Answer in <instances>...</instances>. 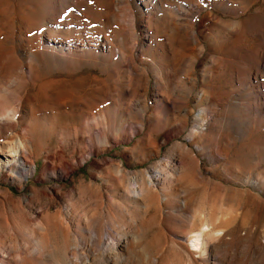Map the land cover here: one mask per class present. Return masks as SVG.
<instances>
[{
	"label": "rangeland",
	"instance_id": "374dc122",
	"mask_svg": "<svg viewBox=\"0 0 264 264\" xmlns=\"http://www.w3.org/2000/svg\"><path fill=\"white\" fill-rule=\"evenodd\" d=\"M40 1L0 0V142L10 146L13 139L27 141L31 159L44 150L34 176L20 178L5 167L0 190L19 198L30 196L33 189L64 187L65 195L57 196L52 212L69 205L78 223L81 217L94 216L96 198L89 192L99 187L105 210L112 211L113 198L126 211L114 226H106V232L121 230L135 242L136 219L144 218L151 228L139 246L149 247L159 264L188 263L190 252L166 236L176 230L165 219L168 210L156 198L149 203L125 199L124 188L119 189L123 172L141 175L161 164L165 179L160 188L167 199L189 193L192 215L201 214L203 223H221L217 225L236 236L256 229L254 245L264 231V204H253L255 195L264 199V0H167L164 10L151 14L139 8L137 0H129L143 14L136 13L137 26L131 33L130 17H123L119 36L113 34L118 29L113 14L124 5L118 0H47L54 9L61 4L54 13L57 24L87 25L78 36L89 41L86 48L73 44L75 33L66 32V27L50 26L47 31L38 23L45 15ZM83 3L100 8L104 30L93 23L91 9L75 12ZM181 3L188 14L181 16L178 26L173 6ZM186 20L194 25L198 43ZM108 33L126 56L133 51L134 71L128 72L125 60L96 50L95 37ZM13 111L16 114L9 116ZM200 111L202 122L197 120ZM97 124L108 127L98 130ZM86 147L96 154H87L85 160L73 154ZM184 148L196 155L205 175L220 187L206 180L195 186L174 175L186 159ZM214 149L221 163L229 160L226 173L224 165L211 159ZM210 170L214 173L206 172ZM237 172L259 180L260 187L246 184ZM170 175L174 176L165 177ZM80 181L92 189L86 190ZM225 220L234 221L227 225ZM37 226L23 225L29 236L18 237L19 245L31 243L39 233ZM241 251L238 246L223 249L218 264H264V258Z\"/></svg>",
	"mask_w": 264,
	"mask_h": 264
},
{
	"label": "bare ground",
	"instance_id": "6f19581e",
	"mask_svg": "<svg viewBox=\"0 0 264 264\" xmlns=\"http://www.w3.org/2000/svg\"><path fill=\"white\" fill-rule=\"evenodd\" d=\"M137 1L140 4L139 8L143 7L146 10V14H151L154 9L162 11L164 10L165 5H167V0ZM180 1L181 0H175V2ZM118 4L120 6L124 4L125 6L123 5L124 7H120L118 11L113 14V16L117 18L116 22L118 28H114L116 30L113 34L117 36L124 31L120 27V25H124L125 23V21L122 20L123 17H130L132 24L127 31L128 33H131L137 26L135 23L137 22L135 17L136 13L143 14L139 8L135 9L129 0H118ZM40 5L43 11H45V15H43L38 22L40 25L45 26L46 29L47 27H55L56 25L59 26V28L66 27V32L77 34L72 35L70 38H76L72 40L73 44H81L83 48L88 46V40H82L78 37L79 34L86 29L87 25H85V23L70 21L66 24L63 22L57 24L54 13L61 8V4H57L54 9L52 4L48 3L47 0H41ZM89 9H91L94 14L93 23L98 25L100 30H104V19L99 7H88L83 3L80 8L75 9V12L83 14L85 10L87 11ZM173 9L175 22L180 26L182 25L180 23L181 16L185 14L187 16L188 14L187 7L184 3H181V5L175 4ZM32 20L33 19L30 21ZM187 21L188 20H186V22ZM187 24L191 37L196 43H198V36L194 25H192L191 21H188ZM151 27L152 25L149 26L150 29ZM47 31L49 30L47 29ZM108 35L109 33L104 34V38L95 37L96 40L94 43L96 44V50H100L103 53L107 51L111 56L125 60L128 72L134 71L136 69L137 59L133 51L130 52L129 56H126L123 51L112 44ZM134 110L136 109L132 107L131 111ZM145 112L146 109H143L140 114L144 115ZM202 113L203 111H200L197 114V120L199 119L201 122L204 121ZM15 114L16 112L13 111L9 116L13 117ZM107 127L106 124H97L98 130H103ZM198 127H201L200 122L199 125L196 124V128ZM194 133H196L195 128L193 130V134ZM193 139L194 138L192 137V140ZM15 140L16 139H13V141L9 140L11 143L9 142L7 145L9 144L10 146H2L0 142V155L3 156V158H0V175L5 167H9L10 170L14 172L16 171L20 178L34 176L36 163L40 159V153L44 152V150H41L36 155L35 159H31L29 143L21 139H18L16 142ZM87 149L88 147L77 148L73 154H79L81 160H85L84 156L87 154H96L94 148H91V150ZM184 156L186 159L181 162L180 167H175V176L184 178L187 182H190L195 186H197L202 180H206L211 186L216 188L218 186L220 187V184L212 181L210 177L205 175V170L202 168L200 161L192 151L185 149ZM49 157L50 156H48V158ZM210 157L214 162L221 163L220 152L217 149L211 150ZM74 162H79V160L74 159ZM221 164L224 165L222 171L226 173L229 170L227 167V165L230 164L229 160L224 162V164L223 162ZM206 172L212 174L214 173V170ZM62 173H65L64 168L62 169ZM235 174L246 184H253L258 187L261 185L259 180L252 181L251 179L244 177L241 172ZM173 176L170 175L165 177L171 178ZM163 178L164 170L162 165L159 164L141 175L135 174L130 177V174L123 172L118 185L119 189L124 188L125 199H131L136 203L142 199L149 203L153 198H156V201L162 205V208L168 210L164 214L165 219L169 222H173L176 230L173 234L167 233L166 236L170 235L174 238L173 244L181 246V248H185L190 252V259L188 263L184 264H218L219 256L223 249L237 246L242 250L241 253L243 252L245 255L248 254L252 257L256 256L260 259L264 258V231L253 245L252 243L256 229L236 236L231 233L228 228L219 227V225H217L220 224V226H222L221 223L215 225L208 224L207 221H205L207 223H203L202 219L204 218L201 214L195 213L192 215L190 212L193 204L192 199H189V193L185 197H181L179 194H174V197H176L174 200L165 197V194L163 193L164 189H162V187L160 188V185H163L164 183L165 178ZM18 180H20L23 185L22 179ZM80 186L85 187L86 190L92 189V185L89 184L87 186L84 181H80ZM20 187L21 189L23 188V186ZM63 188L64 187L61 186H55L52 191L49 188L33 189L30 196H22L19 198L14 197L9 191L0 190V264H159L158 259L153 255L149 247L139 246V242L151 228V225L145 222L146 220L143 221L144 218L141 221L136 219L137 221L135 223L137 224H135L136 230L134 232L136 236L135 242L131 240L126 232L124 233L121 230L112 229L111 233L109 231L106 232V226L112 224L114 226L116 224L115 222L118 221L120 214H124L126 211L123 206L113 198L111 199L112 205L110 204L112 206V211L105 210L102 190L97 187L89 192H93L91 194L96 198L94 216L90 219H84L81 217L82 219L80 218L78 223H76L75 215H73L74 210H72L73 207L69 208V205H66L64 209L58 210L57 212H52V208L57 202V196L65 195ZM68 193L70 194V191ZM44 198L45 200H43ZM254 198L255 203L252 202L255 204V207L264 204V199L262 197L255 195ZM164 209L159 210L161 214ZM147 212H149L148 209H145L144 213ZM134 218V216L129 215L127 219L133 221ZM185 220H187L188 223H186ZM225 221H227L226 224L228 225L231 223L233 224L234 220ZM225 221L223 223H225ZM31 222L38 225L37 230L39 233L35 238L31 239L30 244L23 247L22 245H19L17 238L29 236L25 231L26 228H23V225H28V223ZM81 225H83V228ZM101 230L104 231L100 233ZM52 235L54 236L53 239L51 238ZM48 257H52L49 262L46 260ZM255 264H263V261H258Z\"/></svg>",
	"mask_w": 264,
	"mask_h": 264
}]
</instances>
